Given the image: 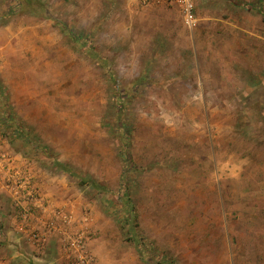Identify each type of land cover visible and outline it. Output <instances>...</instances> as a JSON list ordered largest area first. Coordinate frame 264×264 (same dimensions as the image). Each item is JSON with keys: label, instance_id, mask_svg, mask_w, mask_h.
I'll list each match as a JSON object with an SVG mask.
<instances>
[{"label": "rangeland", "instance_id": "rangeland-1", "mask_svg": "<svg viewBox=\"0 0 264 264\" xmlns=\"http://www.w3.org/2000/svg\"><path fill=\"white\" fill-rule=\"evenodd\" d=\"M170 7L153 33L127 0H0V176L54 177L88 264H264V0ZM8 190L0 264H79Z\"/></svg>", "mask_w": 264, "mask_h": 264}, {"label": "built area", "instance_id": "built-area-1", "mask_svg": "<svg viewBox=\"0 0 264 264\" xmlns=\"http://www.w3.org/2000/svg\"><path fill=\"white\" fill-rule=\"evenodd\" d=\"M139 7H148L156 5L162 2L174 4L179 8L182 16V22L185 26L192 28L197 22L196 15V0H131ZM2 160V158L0 159ZM0 184L8 188L14 205L20 208V214L22 219H29V215L33 212V209L38 205H42L44 208L48 204L44 201L42 194L40 193L39 186L35 182L32 172L28 169H17L7 166L5 175L0 176ZM22 209V210H21ZM59 214L57 216L61 217ZM55 219V218H54ZM49 219L44 231L35 230L32 233V237L40 243L44 241L46 234H52L55 231H62L61 221L70 222L71 215L63 213L62 220ZM69 220V221H68ZM64 245L67 247L68 253L73 257H76L79 264H88L91 261V256L86 249V242L83 237H77L71 231H62Z\"/></svg>", "mask_w": 264, "mask_h": 264}, {"label": "crops", "instance_id": "crops-1", "mask_svg": "<svg viewBox=\"0 0 264 264\" xmlns=\"http://www.w3.org/2000/svg\"><path fill=\"white\" fill-rule=\"evenodd\" d=\"M129 2V4L131 3L132 5H136L134 2H132L131 0H127ZM234 1V0H233ZM231 2V1H230ZM173 4L170 3H159L156 5H152V6H148V7H141L144 9H148V16H143L144 14L140 13V20L143 21V23L145 24L147 21H150V24L148 25L149 29L151 32L156 33L157 29L160 30L161 28L158 27L159 23H164L171 15L170 10L172 9L170 6ZM137 6V5H136ZM235 8L239 9L242 8L240 4H234L233 5ZM246 8V7H243ZM249 8V6L247 7ZM216 12V11H215ZM196 15H197V21L199 20L198 17V13H197V7H196ZM213 16V15H212ZM210 16H207V19H210ZM214 18H217V16L214 14ZM222 17H219L217 19L221 20ZM220 23V21H218ZM158 23V24H157ZM166 23V22H165ZM197 22L195 23L194 26H196ZM182 25L186 28H189L187 26H185L182 22ZM142 26V24H139V27ZM194 26L192 28H194ZM165 28V27H164ZM163 28V29H164ZM148 29V30H149ZM147 30V29H145ZM155 30V31H153ZM166 30V29H165ZM163 32V31H162ZM145 33V31H144ZM33 178L35 179V182L37 183V185L39 186V190L40 193L43 196L44 201L48 204V206L46 208H44L42 205L38 204L34 209L33 212L29 215V219H25V221L28 222L27 223H34V218L36 217L39 222V226H40V230L44 231L46 224L48 223L49 219H54V220H58L59 221V217L57 218V216L59 215V211H55L54 207L56 206H60V202L58 201V196L60 195V190H61V185L60 183L55 182V178L51 177L49 178L47 175H44V173L41 172H37L35 171L32 174ZM6 195L10 196V193L8 191H3ZM9 198V197H8ZM11 205H13V202L11 203ZM15 205H13L14 208ZM16 207V206H15ZM17 209H20L18 206L16 207ZM22 210V209H21ZM17 219H12L10 221L7 222L6 227H8V229H10V231L12 232L13 229L19 230L16 234L20 237L21 239H23V237H25L23 234V231L26 230V226H25V222L23 220H19L16 221ZM25 223V224H24ZM60 223V221H59ZM17 235H11V233L9 232V235H6L5 237H17ZM61 235L60 232L57 230L52 234H46V237L44 238V243H48L50 244V248L51 247H55L56 249L58 248V250H61ZM56 242V243H55ZM13 247L16 246V240L13 242ZM61 247V248H60ZM17 248V247H15ZM12 252L13 249H12Z\"/></svg>", "mask_w": 264, "mask_h": 264}, {"label": "trees", "instance_id": "trees-1", "mask_svg": "<svg viewBox=\"0 0 264 264\" xmlns=\"http://www.w3.org/2000/svg\"><path fill=\"white\" fill-rule=\"evenodd\" d=\"M0 118H1L2 126H5V124H7L12 119V116H10L7 112H5V111L2 112L0 110ZM20 128H22V127H20ZM20 128L18 129V131H20ZM58 164L60 165V167H62V169L67 170L68 172H70L72 174L71 168H69L67 165H65L63 163H58ZM128 200H129V197L127 196V201ZM131 216H133V215L129 212V217H131ZM127 219H128V217H127ZM128 222L131 225V222L130 221H128ZM136 244H137V248H140L137 239H136Z\"/></svg>", "mask_w": 264, "mask_h": 264}]
</instances>
